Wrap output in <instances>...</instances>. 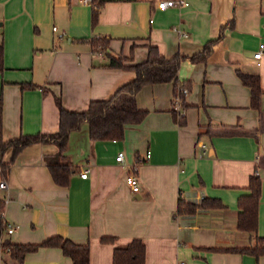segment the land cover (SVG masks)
I'll list each match as a JSON object with an SVG mask.
<instances>
[{"label":"crops","instance_id":"1","mask_svg":"<svg viewBox=\"0 0 264 264\" xmlns=\"http://www.w3.org/2000/svg\"><path fill=\"white\" fill-rule=\"evenodd\" d=\"M159 1L0 0L6 142L56 133L57 98L66 110L84 112L133 81L131 70L109 67V55L125 58L126 66L145 62L149 45L168 59L183 56L179 83L190 86L183 126L172 114L175 84L163 83L138 92L137 106L148 114L126 128L122 141L94 142L87 124L72 132L63 160L73 168L68 186L56 184L48 167L56 145L33 144L15 156L6 151L0 264H17L7 242L41 245L58 236L87 245L90 264H113L115 248L135 239L145 245V264H264V253L230 251L264 237V54L255 58L264 44V0H187L167 10L156 7ZM220 35L206 62L191 61ZM94 40H106L105 49ZM237 70L259 76L258 109ZM129 174L139 181L138 194L126 183ZM253 175L262 193L257 232L248 233L237 226L238 202ZM206 198L223 207L179 213L180 199ZM4 223L14 228L11 235ZM23 264L73 262L58 247H40Z\"/></svg>","mask_w":264,"mask_h":264},{"label":"trees","instance_id":"2","mask_svg":"<svg viewBox=\"0 0 264 264\" xmlns=\"http://www.w3.org/2000/svg\"><path fill=\"white\" fill-rule=\"evenodd\" d=\"M97 2V0H92ZM98 12H93V24L97 21ZM222 37L207 43L203 51L193 57L192 62H206L211 55L213 46ZM107 40V39H106ZM106 40H94V47L99 42L107 45ZM3 46L0 45V72L3 71ZM185 57L175 56L168 59L161 55L156 46H148V56L145 62L125 65V58L109 55V67L116 69L131 70L135 78L128 84L119 88L113 96L107 100L92 101L88 110L84 112H73L66 110L60 98H57L56 104L59 109V130L53 134L23 135L17 139L6 142L2 137L3 128V107L0 96V166L2 174L7 175L11 164L3 163V156L8 150L13 151V155L19 154L24 148L33 144H54L58 147V153L55 157L49 158V169L53 180L59 186H68L73 168L68 163H64L68 140L70 134L79 131L83 124L89 127L90 139L97 141H122L128 126H134L142 123L148 112L140 110L137 106L136 96L145 86L163 83L175 84L176 97L182 99V111H177L174 106L172 112L177 124L185 125V104L183 102L184 94L182 88H187L190 92L189 84L179 83V69L182 60ZM237 75L242 83L250 89L252 107L258 109L262 90L260 87V78L257 75H250L237 70ZM249 193L239 199L240 209L238 217V229L248 233H256L258 228V211L262 193V182L258 175H253L248 187ZM222 203L218 200L203 199L201 203H187L179 200L178 211L181 214L193 215L198 209L221 208ZM3 209V207H2ZM3 212L1 211V215ZM112 238H104V242H111ZM40 247H58L63 251L66 257H69L73 264H90V249L87 245H77L63 237H53L41 245L32 244H11L7 242L4 248L10 251L12 260L17 264H23L27 254L32 253ZM231 252L260 256L264 253V237H258L256 245L248 248L232 249ZM113 264H145V245L141 240L135 239L126 247L115 248Z\"/></svg>","mask_w":264,"mask_h":264},{"label":"built area","instance_id":"3","mask_svg":"<svg viewBox=\"0 0 264 264\" xmlns=\"http://www.w3.org/2000/svg\"><path fill=\"white\" fill-rule=\"evenodd\" d=\"M187 4H188L187 0H163V1H159L157 3L156 7L160 10H167V9H170L173 7H182V6H185ZM53 30L57 31V28L54 27ZM59 38L62 39V36L60 35ZM263 54H264V44L260 45V49L255 54V58L259 59ZM182 92H183L184 96H186L189 93V90L187 88L183 87ZM174 102H175V105H174L175 109L177 111H182V108H181L182 99L180 97H176ZM204 148H205V145H202L203 152H205ZM147 157H149V153H148ZM116 160L118 163H123L124 162V154L119 153ZM81 177L83 179H86L87 172L81 173ZM126 183L129 186V188L133 194H138L140 192V184H139V181L135 175L129 174L126 177ZM6 187H7L6 182L1 181L0 182V188L5 189ZM3 226H4L8 235H11L14 232V228L11 225H8V224L6 225V223H4Z\"/></svg>","mask_w":264,"mask_h":264},{"label":"rangeland","instance_id":"4","mask_svg":"<svg viewBox=\"0 0 264 264\" xmlns=\"http://www.w3.org/2000/svg\"><path fill=\"white\" fill-rule=\"evenodd\" d=\"M97 48L105 49V45L102 42H99Z\"/></svg>","mask_w":264,"mask_h":264}]
</instances>
